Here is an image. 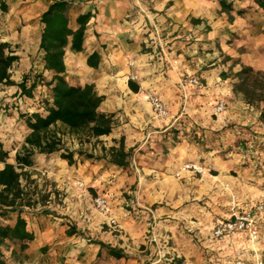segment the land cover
<instances>
[{
    "label": "crops",
    "instance_id": "crops-1",
    "mask_svg": "<svg viewBox=\"0 0 264 264\" xmlns=\"http://www.w3.org/2000/svg\"><path fill=\"white\" fill-rule=\"evenodd\" d=\"M5 2L11 7L4 23H0V32H5L0 43L17 46L12 49V54L18 57L13 68L19 65L22 71L42 69L40 58V64L36 61L39 16L49 2ZM76 2L80 11L77 8L73 12L72 20L79 12L87 11L92 18L82 51H65V79L73 86L93 84L97 93L104 97L100 111L113 116L114 126L108 136L97 138L106 141L102 147H117V142L123 138L125 149H133L136 157L128 160V169L122 175L106 159L75 155V163L71 166L57 159L71 179L82 180L96 194L109 198L110 213L90 218L80 199L79 208L73 211L50 209L47 215H42L40 211L29 210L24 217L34 239L23 250L18 244L10 246L5 242L1 245L2 264H155L166 260L158 254L156 261L150 262L148 246L152 248V243L157 245L158 241H172L175 247L170 261L179 259L182 264H235L236 252L245 249L259 252L264 261V218L257 222L260 238L256 243L241 235L230 246L227 241L216 242L211 236L214 220L230 217L231 197L235 198L238 213L256 214L257 200L254 203V199L260 193L264 196V166L258 172L254 167L242 169V162L237 158L228 155L224 160L204 154V164L211 166L214 173L201 177L181 171L184 163L196 161L195 146L189 141L177 143L169 136L171 129L181 122L193 127L197 135L202 129L205 137H211L213 132L223 130L228 124H241V119L248 124L255 121L252 118L254 108L246 105L240 95L232 93L229 79L220 77L229 68L227 60L222 62L223 56H238L226 44L230 31L237 36L254 34L253 23L237 16L232 25L226 23L217 0ZM253 9L245 8L246 11ZM243 26L248 30H243ZM189 36L194 38L191 40ZM259 36L264 38V34ZM261 51V48H254L252 58L239 55L240 62L264 70V61L258 58ZM93 53L99 58L96 68L86 63ZM8 73L10 75V70ZM130 73L138 76L137 82L132 83L160 97L168 110L166 118L155 116L150 105L130 89L126 80ZM187 76H198L203 88L189 87L183 91L178 80ZM10 79L13 80L11 76ZM6 88H12L13 93L17 91L15 87ZM11 100L15 106L19 103L16 96ZM218 100H224L226 109L229 108L221 115L213 111ZM235 100L242 106L243 117L236 118L237 115L232 114L235 112L230 111ZM233 135L230 131L222 133V145H228ZM9 136L8 133L0 134L4 149L10 148ZM93 152L97 156L96 151ZM70 167H73L71 171ZM106 184H109L107 188ZM122 184L128 187L120 192ZM80 191L75 194L77 198L85 195ZM108 218L116 220L118 229L109 228ZM69 226H74L77 234L67 236L65 232ZM94 241L121 250L123 257H111L106 249L92 243ZM243 264L257 263L243 257Z\"/></svg>",
    "mask_w": 264,
    "mask_h": 264
},
{
    "label": "trees",
    "instance_id": "trees-1",
    "mask_svg": "<svg viewBox=\"0 0 264 264\" xmlns=\"http://www.w3.org/2000/svg\"><path fill=\"white\" fill-rule=\"evenodd\" d=\"M47 1V8L39 16L38 53L42 69H30L19 82L11 80L8 70L18 57L9 51V44L0 43V84L16 88L15 96L19 101L17 106L28 101L33 106L32 111L18 112L17 120L23 125L25 136L20 151L13 156V162L8 161L9 151L4 149L0 142V218L15 215L12 224L0 222V246L5 242H13L18 243L22 250L33 241L34 235L28 230L24 217V213L29 212L32 204L24 192L21 178L23 170L34 165L35 155L50 156L58 153L59 158L66 161L68 166L75 163V155L86 159L96 157L106 159L118 169H124L128 166V158L133 152V149H125L123 138L119 139L117 147H102L100 156H94L93 153H87L80 148L76 151L63 148V136L75 138L82 144L85 140L108 136L112 132L114 122L111 114L100 111L104 97L97 93L93 84L73 86L65 79V51H82L85 33L92 18L91 12H79L72 20V12L79 7L76 0ZM234 1L217 0L220 13L225 14L230 22L234 21L235 16L244 18L245 8H257L264 12V0H249L248 4L241 8H235ZM0 11H8L5 0H0ZM98 59V55L93 53L86 63L89 67L96 68ZM236 64L239 65L237 71H231L229 74L222 72L220 77L224 80L231 78L232 93L240 95L246 105L264 106V70H257L244 62ZM128 85L134 93L138 92L137 84L129 81ZM261 119L264 121V114H261ZM227 131L234 132V135L225 147L219 135ZM192 132L188 141L198 147L200 154H210L227 160V155H232V152L251 151L249 161L257 159L258 163L264 166V138L260 140L256 129L251 126L234 124L213 133L212 141H221L222 150L218 148L217 151H214L212 142L205 141V130L200 129V135L194 130ZM170 133L177 135V128H172ZM174 139L180 141L178 137L174 136ZM244 163L243 168L250 167V162ZM47 211L42 209L40 214L47 215ZM65 233L72 236L77 234V230L74 226H69ZM92 243L106 249L115 259L123 257L121 250L97 241ZM165 264H182V261L172 259Z\"/></svg>",
    "mask_w": 264,
    "mask_h": 264
},
{
    "label": "rangeland",
    "instance_id": "rangeland-1",
    "mask_svg": "<svg viewBox=\"0 0 264 264\" xmlns=\"http://www.w3.org/2000/svg\"><path fill=\"white\" fill-rule=\"evenodd\" d=\"M249 0H235L234 1V6L235 8H238L239 6L243 4H248ZM8 4V3H7ZM8 8H10V3L7 5ZM9 10V9H8ZM9 14V11L6 13L0 12V23H4V19L6 16ZM73 14V12H72ZM71 14V16H72ZM246 14L244 17L241 18L242 20H247L249 19L253 25H251L254 34H248L246 35H240L237 36L236 33H232L230 31V36H228V39L226 40L227 46L232 50L231 52L234 51L238 56L237 57H226L223 56L222 62H225L227 60L229 64V68L227 69V73L229 74L237 71L239 69V65L236 64V62L241 61V57L239 55L244 54L248 55L250 58H252L253 54L252 50L254 48H261L262 51L259 54L258 58L264 61V38L259 36L260 34H264V29H262V26H264V12L261 10H258L257 8H254L253 10L246 11ZM224 19L226 20V23L231 24L233 22H230L228 17L225 15ZM244 20V21H245ZM243 21V22H244ZM245 23V22H244ZM245 25V24H244ZM257 25V27H256ZM1 26V25H0ZM243 30H248L247 26H243ZM256 27V28H255ZM241 28V27H240ZM1 30V28H0ZM241 30V29H240ZM240 32V31H239ZM250 32V31H249ZM5 34V32H0V37L5 36L2 35ZM242 34V33H240ZM194 37L192 36L191 40ZM12 49H17V46H14L12 44L9 45V51H12ZM6 53L8 51H5ZM254 57V56H253ZM39 56H36V61L37 63L39 62ZM257 60L256 58H253V61ZM40 64V62H39ZM15 63L12 65V67L9 69L10 70V76L13 78L15 82H19L24 74H26L28 71L25 69L24 71L22 67L19 65L13 66ZM235 67V70H233ZM36 70H39V68H34ZM256 69V68H255ZM24 72V73H22ZM189 77V76H187ZM199 78L198 76H194ZM180 78H185V77H179ZM200 79V78H199ZM229 79V83L231 84V78ZM201 81V79H200ZM202 83V81H201ZM203 84V83H202ZM12 88H6L0 85V134H10L7 138V140L10 142V148L8 149L9 151V156H8V161L13 162V156L17 151H20L21 145L23 143V136L25 134V130L23 125L17 120L18 112H25V111H32L33 106H31V102L28 101L26 103H22L20 106H15L13 103V100H11L12 97L15 96V93L12 92ZM217 102V101H216ZM215 105V104H214ZM213 105V107H214ZM253 113H252V118L255 120L251 124L246 123L245 119H241V124L239 126H251L256 129V134H258L260 137L259 139L262 140L264 138V121L261 119V114H264V107L261 106H254L253 107ZM229 109V108H228ZM226 109V110H228ZM234 111L235 113H232L233 115H237L236 118H240V116H244L242 111V106L236 104V100L233 103V108H230V111ZM244 111V110H243ZM236 122H233L231 124H228L226 127L234 125ZM174 128H177V135L174 133H171L169 136L174 139L175 137L180 138L179 143H183L184 141H188L189 138L192 136V131L193 127L188 125L185 122H181L178 126H175ZM214 133V132H213ZM215 134V133H214ZM215 136V135H214ZM220 136V135H219ZM213 135L211 137H205V141L212 142V147L214 148V151H217L218 148H221L222 146L220 145L221 139L218 140L217 142L212 141ZM224 139V138H223ZM106 142L104 139H90V140H85L82 142V144H79L78 141L73 138L70 139L69 136H63L62 137V146L64 149H68L70 151H76L79 148L82 149L85 152H93L96 151V155L99 156L101 155L100 148L102 147V144ZM177 142V141H176ZM177 142V143H178ZM190 143V142H189ZM195 149H196V154H197V159L196 161H189L184 164H198L202 166L205 171L202 174H196L193 173L194 175L197 176H207L214 171H212L211 166L205 165L204 161L205 158H203L204 154H200L198 152V147L194 144ZM225 147L227 145H224ZM222 150V148H221ZM134 153L132 152V155L128 160L134 159L136 157V154L133 155ZM250 155H252V152L249 151L247 153H242V152H232V155L229 154L230 157L237 158L241 164V168L244 166V162L249 163L250 167H254V171H260L262 169V165L258 163L257 159H254L252 161H249ZM211 156V155H210ZM228 156V155H227ZM59 154H52L50 156H43V155H35L33 160H34V165L29 168H25L23 170V175L21 178V184L24 189V192L27 193L28 199L31 200L32 206L30 207V210H34L33 212H39L42 209L50 210L52 209L54 212H61V210H66V208H69V210H76L79 208L80 204L82 207L84 206L85 208V213L90 217L93 218L95 216H100L102 214H99L98 211L95 208L94 204V199L98 196H102L99 193H95L94 189L89 187L87 183L83 182L84 187L81 189V194H85L84 196L81 195L80 197L77 198L75 194H77V191L79 190L75 183L77 180L75 178L71 179L70 174H66L64 169L59 165ZM252 162V163H251ZM183 164V165H184ZM182 165V166H183ZM76 168L78 166L75 165ZM250 167H246L243 169H250ZM73 167H70L68 170L71 171ZM128 169V166L124 169H118L116 168V171H121L118 173L119 175H122L126 170ZM181 170V168H180ZM130 171V170H129ZM128 171V172H129ZM233 173V172H232ZM127 176H130L128 173ZM73 177V176H72ZM114 181V180H113ZM109 184H106V188L108 187ZM112 186V184H110ZM127 184H122L119 187L120 192H123L125 188H127ZM105 193L104 191H102ZM76 196V197H75ZM262 197L261 193L258 195L257 199H254V203L258 202ZM77 199V200H75ZM79 199L81 200L79 202ZM257 200V201H256ZM256 201V202H255ZM78 203V204H77ZM80 203V204H79ZM257 204V203H256ZM60 215V213L58 214ZM15 215H9L7 218H0V222L2 224H12L14 221ZM226 218H219L218 220H214L213 222V228L216 225L218 221H223ZM112 231H115L114 228L109 227ZM212 228V230H213ZM108 229V228H106ZM115 229H118L117 227ZM212 233V231H211ZM190 235V234H188ZM12 245H16L18 243H13V242H7ZM152 248L151 246H148L150 250L147 251L149 254L150 262L154 261L155 259L158 258L159 256L162 255V257L166 260H161L155 264H165L166 262L170 261V258L172 257V253L174 252L172 248L175 246L173 245L172 241H167V242H161L158 241V244L156 245L155 242L152 243ZM156 246H158V249H156ZM5 247V245L3 246ZM159 251V252H158ZM244 251H249L252 252L251 249H245ZM260 256V253L257 252ZM262 260V259H261ZM156 261V260H155ZM264 262V261H262ZM213 263H216L215 260Z\"/></svg>",
    "mask_w": 264,
    "mask_h": 264
},
{
    "label": "built area",
    "instance_id": "built-area-1",
    "mask_svg": "<svg viewBox=\"0 0 264 264\" xmlns=\"http://www.w3.org/2000/svg\"><path fill=\"white\" fill-rule=\"evenodd\" d=\"M189 38L191 39L192 36H189ZM126 80L130 82H137L138 76L135 73H130L126 76ZM178 85L183 91L189 87L199 90L203 88V84L201 83L200 79L194 76L180 78L178 80ZM137 93L150 105L155 116L159 118H166L168 116L167 108L160 97L155 93L144 90L143 88H139ZM225 109L226 102L224 100H218L213 107L215 115L223 114ZM262 128H264V126H262ZM181 171H192L196 174H202L204 173L205 169L198 164L189 163L184 164L181 167ZM75 185L79 190L84 187V184L81 181H77ZM94 204L99 214L107 216L110 213V203L108 197L98 196L94 199ZM230 207V217L216 223L211 233L212 239L216 242L227 241L228 244L232 246V241L238 236L243 235L246 236L251 243L258 242L260 238V232L257 227V222L260 218H264V197H262L255 205L256 214H253L249 211L238 213L236 211L237 205L234 197H231ZM108 225L115 229L117 227L116 220L113 218H108ZM251 251L252 252L243 250L236 252L237 258L235 264H243V257L254 260V262L257 264H264L257 251Z\"/></svg>",
    "mask_w": 264,
    "mask_h": 264
}]
</instances>
